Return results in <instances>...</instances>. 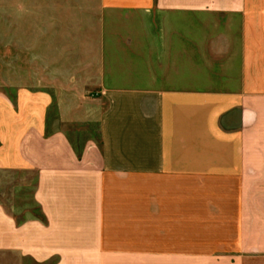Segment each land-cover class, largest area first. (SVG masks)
<instances>
[{
    "label": "crops",
    "instance_id": "obj_1",
    "mask_svg": "<svg viewBox=\"0 0 264 264\" xmlns=\"http://www.w3.org/2000/svg\"><path fill=\"white\" fill-rule=\"evenodd\" d=\"M100 2L95 60L53 90H0V171L36 172L42 217L0 210L16 247L264 264V0Z\"/></svg>",
    "mask_w": 264,
    "mask_h": 264
},
{
    "label": "rangeland",
    "instance_id": "obj_2",
    "mask_svg": "<svg viewBox=\"0 0 264 264\" xmlns=\"http://www.w3.org/2000/svg\"><path fill=\"white\" fill-rule=\"evenodd\" d=\"M107 13L100 0H0V90L39 80L40 88L53 90L71 65L95 60L98 19ZM36 187V172L0 171V210L18 222L42 218ZM16 239L0 213V264H54L35 262Z\"/></svg>",
    "mask_w": 264,
    "mask_h": 264
}]
</instances>
